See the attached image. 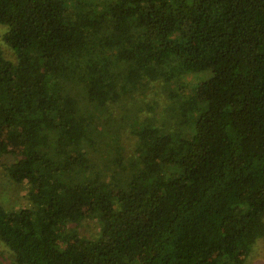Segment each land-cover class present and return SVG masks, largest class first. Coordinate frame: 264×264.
<instances>
[{
	"label": "trees",
	"instance_id": "trees-1",
	"mask_svg": "<svg viewBox=\"0 0 264 264\" xmlns=\"http://www.w3.org/2000/svg\"><path fill=\"white\" fill-rule=\"evenodd\" d=\"M0 25V160L29 202L0 203L15 264H244L264 234V0H0ZM198 76L167 118L149 103ZM126 106L135 146L98 167L92 112Z\"/></svg>",
	"mask_w": 264,
	"mask_h": 264
},
{
	"label": "rangeland",
	"instance_id": "rangeland-1",
	"mask_svg": "<svg viewBox=\"0 0 264 264\" xmlns=\"http://www.w3.org/2000/svg\"><path fill=\"white\" fill-rule=\"evenodd\" d=\"M5 31L6 28L0 25V45L3 55L8 59H12V51L2 40ZM201 85L202 83L199 76L189 77L184 82V85H181L182 88L176 93L174 92L172 95L173 99L168 97L169 95L167 92L161 87L155 85L152 87V90L149 91L148 100L149 103L152 100L160 103L162 106V117L165 119L167 118V112L165 111L167 105L173 103L184 95H193V93L200 94ZM137 102L138 101L136 100L135 103ZM132 104L134 106V103ZM129 107L130 106H126L124 112H118L115 114L116 117L113 123V119H109L108 121H105L106 119H97L92 112V122L97 128V132H102L101 136L97 137V145H95L96 154L99 159L98 167H103V164L106 163L110 168L115 156L119 155V157H125V155L131 153L134 148L135 140L132 134V123L134 121L135 108L130 107V109L127 110ZM6 151H8V149H6ZM91 156L94 158L95 154L92 153ZM12 162L13 157L9 153H6L0 160V203L9 211L26 208L29 205L28 192L25 184L17 185L12 183L6 177L3 170V165H8ZM96 228V224L93 221L86 220L80 228V233L89 236L96 232ZM0 264H15L12 254L2 244H0ZM244 264H264V234L256 241L252 251L245 257Z\"/></svg>",
	"mask_w": 264,
	"mask_h": 264
}]
</instances>
